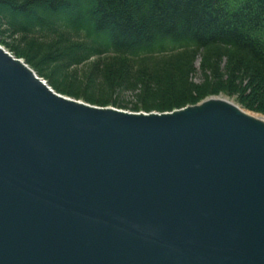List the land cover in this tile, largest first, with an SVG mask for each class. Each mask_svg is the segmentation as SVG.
<instances>
[{
	"label": "water",
	"instance_id": "1",
	"mask_svg": "<svg viewBox=\"0 0 264 264\" xmlns=\"http://www.w3.org/2000/svg\"><path fill=\"white\" fill-rule=\"evenodd\" d=\"M0 264H264V123L92 107L0 49Z\"/></svg>",
	"mask_w": 264,
	"mask_h": 264
},
{
	"label": "trees",
	"instance_id": "2",
	"mask_svg": "<svg viewBox=\"0 0 264 264\" xmlns=\"http://www.w3.org/2000/svg\"><path fill=\"white\" fill-rule=\"evenodd\" d=\"M0 38L91 105L128 108L129 92L133 112L167 113L225 94L264 115V0H0Z\"/></svg>",
	"mask_w": 264,
	"mask_h": 264
},
{
	"label": "rangeland",
	"instance_id": "3",
	"mask_svg": "<svg viewBox=\"0 0 264 264\" xmlns=\"http://www.w3.org/2000/svg\"><path fill=\"white\" fill-rule=\"evenodd\" d=\"M7 41L9 42L10 40L8 39ZM195 66H196V69H197V73L194 75V82L199 84V83H201L203 81V78H202L203 76H202V73L200 72V59L196 62ZM218 97H221V98H224V99H228L231 102H233L235 105H237V106L242 108V106L239 104L236 96L235 97H230V96H227L225 94H219ZM120 99H121L123 105L128 106V108H125V109L122 108V110L123 111H127V112L132 111L131 110L132 106L135 104V101H136L135 100V95L132 94V93H129V92H125V93L121 94V98ZM115 108H118V107H115ZM244 111H245V109H244ZM140 112H144V111H140ZM153 112H156V111H153ZM249 112H251V111H249ZM252 113H255V112H252ZM255 114L262 115V114H259V113H255Z\"/></svg>",
	"mask_w": 264,
	"mask_h": 264
},
{
	"label": "bare ground",
	"instance_id": "4",
	"mask_svg": "<svg viewBox=\"0 0 264 264\" xmlns=\"http://www.w3.org/2000/svg\"><path fill=\"white\" fill-rule=\"evenodd\" d=\"M220 98V99H219ZM213 99H215V100H217V101H226V102H228V103H231V104H234L233 102H231L230 100H228V99H224V98H221V97H215V98H213ZM240 108V107H239ZM243 112H245V113H247L248 115H250V116H252V117H254L255 119H257V120H259V121H261L262 123H264V116H262V115H258V114H255V113H252V112H248V111H244V109H242V108H240Z\"/></svg>",
	"mask_w": 264,
	"mask_h": 264
}]
</instances>
